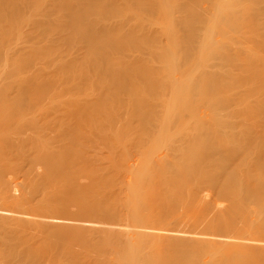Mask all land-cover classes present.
I'll use <instances>...</instances> for the list:
<instances>
[{
	"label": "bare ground",
	"instance_id": "6f19581e",
	"mask_svg": "<svg viewBox=\"0 0 264 264\" xmlns=\"http://www.w3.org/2000/svg\"><path fill=\"white\" fill-rule=\"evenodd\" d=\"M5 1L0 264H264V0Z\"/></svg>",
	"mask_w": 264,
	"mask_h": 264
},
{
	"label": "rangeland",
	"instance_id": "374dc122",
	"mask_svg": "<svg viewBox=\"0 0 264 264\" xmlns=\"http://www.w3.org/2000/svg\"><path fill=\"white\" fill-rule=\"evenodd\" d=\"M224 1H226V0H219V4L224 2ZM8 2H9V0L5 1L6 5L9 4ZM189 2L191 3V0H189ZM206 3H208L207 0H198V4H200V5H203V4H206ZM129 5H131L133 8H135V6H133L132 3L129 4ZM6 10H7L6 11L7 14L12 13L8 7H6ZM163 11L164 12L162 13L161 16H159V15H157V16L156 15H151V16L146 17V19L144 21V23H146L148 31H150L152 34H155L157 36L158 35L161 36V39L158 40V42L155 45H149L150 47H153L155 49H160L161 47L165 46L168 42L171 41V40L167 39L168 32H171L172 30H174V31L178 30V25L175 23L174 16H173V14L175 12V7H173V6L165 7L163 9ZM137 13L142 15V16L146 15V13L144 11H142V10L137 11ZM171 17H172V19H171ZM134 21H136V19L131 20L130 24L132 22H134ZM5 29L6 30L9 29L11 31H15L16 33L11 38H8L7 36L0 35V49L2 48V43H3L2 40H8L9 43L14 45V46H16L17 44L22 42L23 35L21 33V30H23V27L10 25V26H6ZM205 30H206V32L208 30H210L211 34H213L214 36H216L218 38H222L221 34L217 33L215 28H214L215 31L213 30V23L211 21L206 22L204 24V27L201 26L199 28V30H198V33H203ZM198 49H199V42L197 43L196 51ZM3 53H5V52H3ZM139 53H140L139 47H138V45H135L131 49V52H130L131 55L128 54V56L134 58L135 55L139 54ZM132 55H134V56H132ZM197 55H198V52H197ZM197 55H196V57H197ZM3 57H4V54H2L0 58L2 59ZM192 60H193L192 65H194L195 61H196V58L193 57ZM38 61L35 60L34 63L38 62ZM142 63H144L145 65L155 64V60H152V58L148 56L142 61ZM158 63H159V61H158ZM2 69H3V65H0V70H2ZM200 70H201L200 67H196L190 73V75L194 76ZM0 73H1V71H0ZM28 74H30V73L27 72V71L26 72H20V69H18V68L12 69L10 71V73H9V76H10L9 78H5V76L0 75V77H1L0 78V82H1L0 85L3 86L4 83L7 82V81H11L13 79L18 78L19 76H24V75H28ZM109 81L111 82V80H109ZM14 93H17V91H15ZM65 93L68 94V95H71V94L72 95H78L79 92L73 91V92L69 93L68 91H66ZM158 93H160L161 96L159 98H155L154 101L159 106V109L161 111H163V108H160V106L162 105V103L165 104L168 101V99H169V90H164L163 88L158 87L153 92V95L156 96ZM33 94L35 95V92H30V93H27L24 97H32ZM220 95H221V97H225L226 95H228V92L220 94ZM126 97L129 98L127 102H130L131 101V95L127 94ZM50 100H51V98H49V97L46 98V101H50ZM112 101H113L112 99H109L108 103H110ZM12 102H18V99L17 98L15 99L14 97H12ZM196 103H199V102L197 101ZM113 118H114L113 121H116V123H115L116 127H122L124 125L123 122L119 120V116L118 115H114ZM106 125H110V122L107 123ZM40 171H43V167L39 165V166H37L35 172L38 173ZM7 179L9 180V183H10V186H11L10 187V194H13V195H16V196L21 195V190L16 185V183L21 179V176L20 175L18 176V175L10 173L7 176ZM205 193L211 194L212 191H209V190L205 189V190H203L202 194H205ZM207 199L214 200V197L213 198L211 197V199L209 197H207ZM215 204H216V206H215V210H216V209H218L220 207H223V206L227 205L228 202L225 201V200H219L218 202H215L214 205Z\"/></svg>",
	"mask_w": 264,
	"mask_h": 264
}]
</instances>
